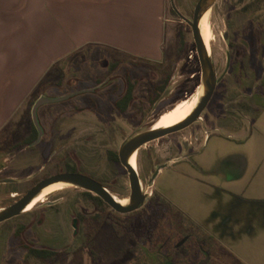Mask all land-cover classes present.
<instances>
[{"label":"rangeland","instance_id":"rangeland-1","mask_svg":"<svg viewBox=\"0 0 264 264\" xmlns=\"http://www.w3.org/2000/svg\"><path fill=\"white\" fill-rule=\"evenodd\" d=\"M63 1L30 0L22 9V1L0 0V91L12 81L19 96L4 104L0 97V180L16 179L0 181V210L68 165L130 198L128 170L111 155L180 100L204 93L193 29L181 17L193 19L198 0H174L177 10L166 0L164 33L157 0ZM209 11L217 67L229 45H240L238 59L253 63L258 76V115L249 140L236 145L214 138L195 157L223 179L180 162L156 186L144 185L148 199L130 213L99 204L75 185L55 191L0 223V264H264V170L256 190L250 189L253 197L239 193L264 167V1L216 0ZM119 43L141 44L152 53L125 51ZM129 84L133 99L122 111L116 101ZM32 87V99L22 102ZM43 96L51 99L38 109L43 135L28 144L37 128L32 107ZM237 150L251 162L243 182L229 181L234 174L220 162ZM145 151L138 154L141 177L149 162ZM156 187L164 195H150ZM155 197L169 209L151 206ZM28 247L56 254L44 259L29 255Z\"/></svg>","mask_w":264,"mask_h":264},{"label":"flooded vegetation","instance_id":"flooded-vegetation-1","mask_svg":"<svg viewBox=\"0 0 264 264\" xmlns=\"http://www.w3.org/2000/svg\"><path fill=\"white\" fill-rule=\"evenodd\" d=\"M182 16L183 15H181V17ZM240 47L243 46L229 45L230 49L227 51V58L222 63L221 67L218 68L215 64L217 83L209 101L202 109L197 119L181 129L167 133L140 147V149H146L145 152L149 160L147 171H145L143 177L140 176L143 190L144 185H147L148 188L156 186V182L161 174H163L166 169H172L180 162H187L192 166H197L203 171L212 172L215 176L223 179L217 169H204L201 164L195 161V157L201 154L205 150L207 144L214 138L224 139L226 142L236 145H243L249 140L253 133L258 115V76L253 63L249 65L238 59V54L235 52ZM155 119L156 118L153 120ZM157 120L154 125L149 126L144 131L158 127L155 125ZM156 141L157 144H155ZM139 150L133 159V161H136L135 167L137 171ZM220 158V162L226 164L228 167L225 173L232 172L231 174H234V176L229 179L230 181L235 180V178L239 176L241 172V161L249 158V155L243 151L237 150L229 152ZM77 172L80 171L77 170ZM39 181H37L35 185ZM213 186L223 188L217 184ZM64 188L66 187H51L45 191L43 196L47 197L49 194ZM155 189L150 195H164L157 187ZM146 192L149 194L148 190ZM115 196L118 198L117 195ZM39 202L43 201H37L31 208L28 209L27 207L25 211L33 209Z\"/></svg>","mask_w":264,"mask_h":264},{"label":"water","instance_id":"water-1","mask_svg":"<svg viewBox=\"0 0 264 264\" xmlns=\"http://www.w3.org/2000/svg\"><path fill=\"white\" fill-rule=\"evenodd\" d=\"M216 0H198L193 19H188L182 16L192 27L194 39L197 45V51L199 54L203 82H204V93L199 98L196 107L193 111L181 122L163 128H152L147 131H142L136 135L127 139L119 149V157L121 163L128 170L130 183H131V195L129 198V203L127 205L122 204L102 182L95 179L94 177L77 171H64L51 176H48L40 180L35 186H33L27 193H25L21 198L12 203L11 205L4 207L0 210V223L11 219L15 216L20 215L25 211L27 206L34 200V198L47 186L57 183V182H68L77 187H81L94 194L100 196L108 205L114 208L116 211L121 213H130L138 210L142 207L148 199V193L142 188L141 179L137 169L131 164L130 158L134 152L138 151L140 147L152 140H155L167 133L181 129L191 122L197 119L198 115L201 113L202 109L205 107L209 101L215 85L217 83V72L215 68V62L211 56V53L205 43L200 28V19L203 14L209 10L210 6ZM174 9L177 10L174 0H172ZM168 92V91H167ZM166 92V94H167ZM51 101V99L46 97H40L32 107V115L34 122L39 130V136L37 141H39L43 135V127L38 118V109L43 103ZM1 182H14L15 178H4L0 180Z\"/></svg>","mask_w":264,"mask_h":264},{"label":"crops","instance_id":"crops-1","mask_svg":"<svg viewBox=\"0 0 264 264\" xmlns=\"http://www.w3.org/2000/svg\"><path fill=\"white\" fill-rule=\"evenodd\" d=\"M19 1H22L24 3V7H22V9H25V7H26L25 5H27V4L30 3V0H19ZM106 1H108V0H64L63 2L65 3V5H68V4H75L76 5V4H81L83 2H85V3H97V2H101L102 3V2H106ZM166 2H167L166 0H157V3H158V5H157L158 15L161 17V19H160L161 20L160 25L162 27L163 33H164V26H165V24H164V16H165V11H166V7H167V5H166L167 3ZM162 31L160 33V36L161 37L158 40V44H157V46H158L157 47L158 52L160 51V46H161V44L163 42V36L164 35H163ZM116 45H118L120 49L125 50V51H134V52H141V53H147V54L148 53H152V52L149 51V48L148 47L147 48H145V46L142 47L141 44H139L138 47H136V46L135 47H131L132 45L130 46V45H127L125 43H123V44H120L119 43V44H116ZM10 85H11V87H7L4 90V92H1L0 91V97H1V99L3 101L2 104H4L5 101L9 100L10 98L14 99L15 97L16 98L19 97V96H17L16 92L13 89V82L12 81L10 82ZM32 89H33V87L31 89L27 90L24 93V95L22 97V102H25L27 100L32 99V97H31V94H32L31 91H32ZM33 98H34V96H33ZM19 104H20V102H19ZM16 108L9 109L10 112L7 111L8 114H12L13 115L14 110H16ZM250 164H251V162H250V159L249 158L243 159L241 161V172H240V175L238 177H236L235 179H237L238 181L243 182L246 179V177L250 174L249 173ZM263 170H264V167H257L255 169V171H254L255 174H252V177L249 180L248 185L245 186L242 189V192H239L240 194L242 193V196H245V197L246 196L247 197H253V193H252L251 190L252 189L253 190L254 189L256 190V176L259 174L260 171L262 172ZM259 197H260V199H261V197L264 198L263 195H259ZM259 197H257V198H259Z\"/></svg>","mask_w":264,"mask_h":264},{"label":"bare ground","instance_id":"bare-ground-1","mask_svg":"<svg viewBox=\"0 0 264 264\" xmlns=\"http://www.w3.org/2000/svg\"><path fill=\"white\" fill-rule=\"evenodd\" d=\"M200 28H201L205 43L207 44V47L210 51L211 47H212V41L214 40V31H213V27H212V24L210 21V11L209 10H207L203 14V16L201 17ZM204 90H205V88H204ZM198 100H199L198 96H193L192 98H186V99L180 100L171 109L167 110L166 112H164L162 114V116L157 120V122L155 124L158 127H155V128L169 127V126H172V125H175V124L181 122L188 115H190V113L196 107ZM137 152L138 151L134 152L130 158V162L134 167L136 165V161L135 160L133 161V159H134L135 155L137 154ZM72 185L73 184L68 183V182H57V183H53V184L45 187L34 198V200L27 206L28 209L31 208L37 201H45L46 200V196H43V195L45 194V191L47 189L54 187V186H60L61 188H63V187H69ZM118 198L117 199L124 205H127L129 203V198H127V197H125V198L118 197Z\"/></svg>","mask_w":264,"mask_h":264},{"label":"trees","instance_id":"trees-1","mask_svg":"<svg viewBox=\"0 0 264 264\" xmlns=\"http://www.w3.org/2000/svg\"><path fill=\"white\" fill-rule=\"evenodd\" d=\"M262 1H264V0H262ZM133 88H134L133 84H129L128 89L124 93V95L116 101V106L120 110H122V111H126L127 110L128 106H129V103L133 99ZM163 88H162V90H163ZM38 134H39L38 129L35 127L34 134L32 135V137L30 139L27 140V143L29 144L32 141H34L38 137ZM111 156L115 160H119V154L117 152H114ZM68 170L69 171H77L76 167L73 166V165H68ZM84 194L87 195L90 198H93L99 204L106 203L100 196L94 194L91 191L85 190L84 191ZM168 205H169L168 202H166V203H160L159 200H158V198H156V197L151 202V206H153L155 208H159V207L167 208ZM168 209H169V207H168ZM164 210L167 211V209H164ZM206 238L210 242L213 241V237L212 236H207ZM28 254L29 255H35L37 257H41V258H44V259H48L50 257H53L56 254V252L55 251H52L50 249H47V248L28 247Z\"/></svg>","mask_w":264,"mask_h":264}]
</instances>
